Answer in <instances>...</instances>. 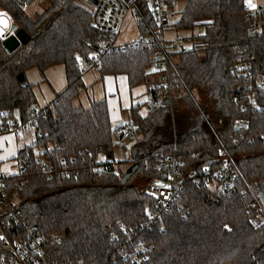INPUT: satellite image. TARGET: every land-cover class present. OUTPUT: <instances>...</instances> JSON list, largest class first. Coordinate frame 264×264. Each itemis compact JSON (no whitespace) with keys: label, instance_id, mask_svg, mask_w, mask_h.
Wrapping results in <instances>:
<instances>
[{"label":"trees","instance_id":"trees-1","mask_svg":"<svg viewBox=\"0 0 264 264\" xmlns=\"http://www.w3.org/2000/svg\"><path fill=\"white\" fill-rule=\"evenodd\" d=\"M84 1L90 3L44 0L33 13L8 0L3 4L31 40L10 53L0 40V111L24 120L36 98L34 84L21 83L18 74L64 68L65 87L38 109L40 135L10 158L21 163L10 175L11 183H20L16 207L37 226L45 264H134L135 258L137 264H264V223L255 226L249 219L256 211L249 186L264 184V28L249 20L246 0H184L170 27L192 31L203 25L204 32L186 37L190 49L168 52L166 81L148 71L153 48L105 52L99 67L90 69L98 79L124 74L130 88L152 77L157 87L150 86V97L161 96L154 104L146 99L132 105L121 124L139 135L130 152L139 167L124 184L123 169L103 167L114 165V145L127 139L113 129L106 99L73 104L87 88L76 58L97 52L103 38ZM134 13L142 18V36L158 27L149 0H137ZM179 99L203 122L159 141L167 111ZM220 147L236 168L235 189L186 182L166 210L154 206L146 190L158 177L153 165L159 157L214 166Z\"/></svg>","mask_w":264,"mask_h":264},{"label":"built area","instance_id":"built-area-1","mask_svg":"<svg viewBox=\"0 0 264 264\" xmlns=\"http://www.w3.org/2000/svg\"><path fill=\"white\" fill-rule=\"evenodd\" d=\"M24 11L33 10L31 7L37 0H8ZM137 0H95L92 4L91 23L103 34L100 41V48L89 57L77 56L76 64L82 71L99 67V60L102 53L123 50L126 47L153 48L151 51L150 70L159 76V80L166 81V69L168 63V51L162 41L163 30L169 28L170 13L162 0H149L150 7L155 15L158 27L150 35L139 36L125 42H118L123 20L130 10H135ZM4 0H0V12L7 13V16L0 17V40L14 34L17 29L12 14L4 7ZM244 11L250 21L257 29L264 28V8L252 11L245 4ZM142 23V18L136 20V24ZM15 24V28L11 26ZM156 46V47H155ZM157 83L153 82L151 88L155 89ZM161 96H152L148 99L150 104H154ZM39 110L32 108L28 111L26 118L20 120L17 117H10L8 111H0V135L14 133L17 138H22L26 129L33 134L36 133L35 125ZM246 124L245 120H238ZM113 129L122 133L124 137H135V132L128 126L114 124ZM40 135L39 133H36ZM16 165V170L11 167L5 168L0 165V264H45V251L43 241L37 226L25 220L16 207V189L19 182H10V175L20 170L21 163L17 160L12 162ZM107 170L113 169L114 165L105 164ZM115 168V167H114ZM158 177L151 182L146 190L152 199L154 206L160 210H166L181 192L184 183L191 182L196 185L206 184L211 187L217 186L219 189H235L238 174L232 164L229 155L224 148L217 149L216 164L185 166L181 159L172 155H162L153 165ZM254 201L251 203L256 208L254 214L250 216V221L255 225L264 223V203L258 194L264 195V184L255 181L249 186ZM145 258V257H143ZM134 264L138 263L135 258ZM46 264H60L56 260L48 261Z\"/></svg>","mask_w":264,"mask_h":264},{"label":"rangeland","instance_id":"rangeland-1","mask_svg":"<svg viewBox=\"0 0 264 264\" xmlns=\"http://www.w3.org/2000/svg\"><path fill=\"white\" fill-rule=\"evenodd\" d=\"M44 0H37L35 4H33L31 7L33 10H29V13H33L34 10H41V8L44 5ZM251 3L255 5V7H250L252 11L259 10L264 8V0H251ZM88 9H92V3H86L84 1L83 3ZM184 4V3H183ZM182 3H179V6L176 7V13L173 16H170V22L174 23L178 18L180 11L183 6ZM246 4L249 6L246 0ZM204 32V26L199 25L194 28V30H183V29H175L174 27H169L163 30L164 34V45L167 51L170 50H177L181 47L184 49H190L193 45L192 41L187 39L186 37L189 36L191 33L194 34H200ZM137 36V24H136V16L133 10H130L127 12L122 26L120 30V34L118 35V42H124L128 39L135 38ZM163 37V36H162ZM174 43H176L174 45ZM174 60V58H172ZM149 72L150 69L148 70ZM51 72V73H50ZM49 75V76H48ZM47 78V81L43 78ZM52 79H50V78ZM25 79L28 82H32L34 84L33 90L35 92V107L39 109L40 107L44 106V103L49 101L53 95V92L59 89V87L65 83L64 81V75H63V66L62 65H56L54 67H50V69H47L44 71V74L42 75L37 68H30L25 72ZM149 79V80H148ZM146 81L141 83V87L145 89V96L146 99L150 98V92L149 88L152 84V77H149ZM83 80L85 84H87L86 90H81L79 92L78 96H88V99H94L97 100L96 97L92 96L95 88H98V85H101V82L98 79V72L95 70H87L83 73ZM94 89V91H92ZM95 94V93H94ZM77 97L73 100L74 105L79 104V100L81 97ZM197 101L199 103H202V97L197 93L196 94ZM84 107H86L87 104L81 103ZM146 106V105H145ZM15 117L18 118L17 112H14ZM128 112L125 110L121 111L120 120L116 124H125L128 120ZM167 123L164 126V129L160 132L158 135V139L170 141L172 138L174 139L176 136L182 134L184 128H191L195 124H202L203 119L201 116L198 115V113L193 108H188L185 101L182 99H179L177 102L172 103L170 109L167 111ZM139 139V135L136 137H129L125 139L124 143H117L114 145L113 149V158H114V167L115 168H121L125 170L130 164H131V147L135 141ZM34 140V134L32 132L27 131L24 129L22 138H17V147L18 149L24 146L25 144H29L31 141ZM155 142V138L153 140ZM157 141L156 143H158ZM155 143V144H156ZM12 146V143L7 142L6 146L2 147L4 151L6 148H10ZM5 153V156L11 155ZM12 160L11 162L16 161L15 159H9ZM4 160L0 162V165L6 164L7 161ZM12 169L16 170L17 166L12 165Z\"/></svg>","mask_w":264,"mask_h":264},{"label":"crops","instance_id":"crops-1","mask_svg":"<svg viewBox=\"0 0 264 264\" xmlns=\"http://www.w3.org/2000/svg\"><path fill=\"white\" fill-rule=\"evenodd\" d=\"M162 1L165 2V6L167 7L169 11L170 16H173L176 13V7L179 6V3H182V4L184 3V0H162ZM164 34L162 37L163 42L165 40ZM139 36H142V35L140 34L139 28L137 26V36L135 38ZM135 38H132V39H135ZM128 40H131V39H128ZM57 65H60V64H57ZM54 66L56 65H53L51 67H54ZM47 69H50V67ZM63 75H64V68H63ZM45 80L47 81L46 77H45ZM64 81H65V76H64ZM99 81L101 82V85L100 86L98 85V88H95V91L94 89L92 90L95 93V94L93 93L92 96L96 97V99H102V98L106 99L108 110H109V118L112 124H116L118 120H120L122 110H125L126 112H128L129 108L132 105H135L137 103H142L147 98L145 96L146 90L141 87V83L130 88L127 82V78L124 74H118L115 76L106 75L102 79H99ZM65 85H66V81L64 84L62 82V85L59 87V89L53 92L51 99L45 102L44 105L51 102L54 98L55 92L62 90L65 87ZM78 97H81L79 100L80 103H84L88 105L89 99L87 95L86 96L81 95ZM139 111L140 113L144 114L146 112V106H142L139 109ZM7 142L12 143V146L10 148H6V150L4 151L2 147L3 146L5 147ZM17 150H18L17 137L15 136L14 133H6V134L0 135V162L4 160H9L11 157H13L16 154ZM2 152H7V154H11V155L5 156L6 154ZM11 161L12 160H9L6 162V164H2L1 166L5 168L11 167L12 166Z\"/></svg>","mask_w":264,"mask_h":264},{"label":"water","instance_id":"water-1","mask_svg":"<svg viewBox=\"0 0 264 264\" xmlns=\"http://www.w3.org/2000/svg\"><path fill=\"white\" fill-rule=\"evenodd\" d=\"M90 3L94 4L95 0H89ZM11 28H15V24L11 26ZM248 34H251V30L248 29ZM31 40V36L24 31L23 29L17 28L14 34L7 36L4 40H2L3 48L8 52H12L15 50L20 44H25ZM18 80L21 83L25 82V78L22 73L18 74ZM165 103H168V99H165ZM109 157V155H107ZM139 163L132 162L125 170L124 174L120 179V183L124 184L127 180L134 174V172L138 169ZM259 199L262 203H264V195L258 194Z\"/></svg>","mask_w":264,"mask_h":264},{"label":"snow or ice","instance_id":"snow-or-ice-1","mask_svg":"<svg viewBox=\"0 0 264 264\" xmlns=\"http://www.w3.org/2000/svg\"><path fill=\"white\" fill-rule=\"evenodd\" d=\"M247 3L249 4V7H255V5L251 3V0H247ZM5 16H7V13L0 12V17H5ZM0 23H3V21H0Z\"/></svg>","mask_w":264,"mask_h":264}]
</instances>
